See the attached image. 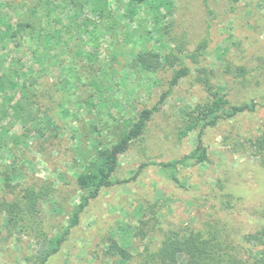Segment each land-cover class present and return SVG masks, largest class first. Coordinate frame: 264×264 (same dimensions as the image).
Returning a JSON list of instances; mask_svg holds the SVG:
<instances>
[{
  "label": "rangeland",
  "instance_id": "obj_1",
  "mask_svg": "<svg viewBox=\"0 0 264 264\" xmlns=\"http://www.w3.org/2000/svg\"><path fill=\"white\" fill-rule=\"evenodd\" d=\"M32 1L0 0V14L13 24L25 21ZM109 1L116 26L109 34L104 25L111 20L98 19L93 8L84 5L79 19L72 6L57 8L68 36L52 40L55 50L42 49L28 32L24 41L16 31L7 37L0 23V75L13 67L36 77L27 82L32 106L14 113L20 95H0V110L9 106L0 113V264H116L113 244L137 258L145 246L155 250L165 232L205 225L231 239L241 258L254 260L264 249V165L252 143L264 130V107L210 126L198 123L183 138L179 133L211 102L202 78L231 105L261 103L264 0H165L171 6L160 10L157 23L149 5L160 0H147L132 16L128 0ZM41 51L49 52L47 59ZM146 51L159 60L150 71L136 60ZM180 68L189 74L119 156L117 184L89 199L77 225L66 230L88 196L76 184L83 165L155 105ZM200 131L207 160L177 167L173 181L157 164L188 155ZM8 205L15 206L11 214Z\"/></svg>",
  "mask_w": 264,
  "mask_h": 264
},
{
  "label": "trees",
  "instance_id": "obj_2",
  "mask_svg": "<svg viewBox=\"0 0 264 264\" xmlns=\"http://www.w3.org/2000/svg\"><path fill=\"white\" fill-rule=\"evenodd\" d=\"M59 0H33L35 4L28 7L25 11V21H17L13 24V19L8 18L7 14H0V23L4 26L3 34L7 37H13L11 32L22 33V41L26 38V32L29 33V40H33L38 46L41 45L42 49L51 48L52 50L57 49L53 47L52 40H59L63 36H68L65 31L62 30L61 22H59L56 16V9L63 10L64 8L71 7L77 11L78 19L81 18L85 12L83 10L84 5L94 9L96 17L98 19H108L104 25L105 33L115 31V27L112 24L113 17L108 7L110 4L109 0H60L61 3L56 6L55 2ZM147 0H128L127 8L128 14L132 16L134 14L133 8L140 6ZM155 1V0H152ZM117 4V1H115ZM90 3V4H89ZM169 4L165 0H160L157 4H151L149 7L155 11L154 22L157 23L160 20V10L168 11ZM167 13H165L166 15ZM86 22H90L86 20ZM95 24V23H93ZM92 24V25H93ZM59 25V28L57 27ZM85 26V21H83ZM96 24L93 25L92 30L96 28ZM16 28V29H14ZM110 30V31H109ZM30 48V45H28ZM203 49V42L198 46L197 51ZM38 50L35 48L32 54L37 58ZM59 51V50H58ZM48 53H39L47 59ZM60 53V51H59ZM168 55H165L164 61H167ZM137 62L145 69H153V64L156 62L159 64L158 56L150 52L136 56ZM73 62V61H72ZM71 62V63H72ZM44 63L43 59L40 58V65ZM32 65V64H31ZM26 69V64H23ZM34 67V66H33ZM46 68V67H45ZM43 68V70L45 69ZM71 68H73L71 66ZM239 74L238 77L244 76L245 70L242 67H236ZM28 70V69H27ZM21 75L17 74L16 69L10 68L6 74L0 75V95L6 97V94L11 96L20 95L19 100L16 101V106H13L14 113L19 111V108L25 106H32L30 94V84L36 81L35 76L27 77V74L22 72ZM35 70H33V73ZM189 74L187 68H180L173 72L171 79L168 81L167 89L162 92L156 102L151 108H145L141 110L136 121L126 130L119 140L111 146L110 149L99 151L97 150L96 158L83 165V170L76 177V184L80 190L87 191L88 196L83 197L78 207L72 212L69 217V225L66 230L69 231L72 227H75L78 223L79 216L87 205L89 199L97 197L99 191L103 188H109L117 184L113 181L112 175L115 173L118 167L119 156L125 153L131 142L136 140L143 134L144 128L147 122L150 120L154 112L158 111L160 106L172 93L174 87L179 83L180 79L186 77ZM22 77H24L23 80ZM27 82H30L28 84ZM70 85V81H68ZM201 82L205 87L207 93L211 98L210 104L199 108L198 115L195 117L196 121H189L185 127L180 131L179 138L185 137L189 132L195 130L198 123H203V126H210L215 124L220 119H227L235 117L238 114L244 112H254L257 107H264V98L261 103H243L241 105H231L224 100L223 95H219L217 91L213 90V87L209 83L208 77L202 78ZM21 97L24 104H21ZM9 107V106H8ZM8 107H4V110H0L2 115L8 113ZM210 118V120H207ZM201 131L197 137L196 147L188 154L177 160L168 163H158L162 169L169 173L170 178L177 182L175 175V169L177 167L187 168L195 164L204 163L207 160L206 149L204 148L201 141ZM252 149L255 155H257L262 164L264 165V130L261 135L258 136L252 143ZM15 206L8 205L7 211L11 214V211ZM209 227V225H205ZM206 227V228H207ZM205 230L197 231H168L162 236V240L159 246L152 250L149 246H145L144 249L138 254L137 258H134L129 252L124 249L118 248L116 245L110 246L113 249L114 256H117L118 261L116 264H264V249L262 252L255 257L252 261H247L239 255V251L233 244L232 240L224 236L221 230H216L213 227H209ZM67 232V231H66ZM68 233V232H67ZM62 237L56 240L55 244L62 242ZM54 251L57 249L54 248Z\"/></svg>",
  "mask_w": 264,
  "mask_h": 264
}]
</instances>
